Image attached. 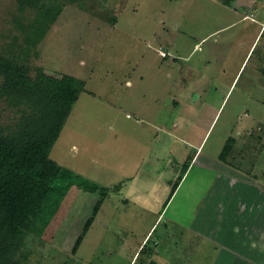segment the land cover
Masks as SVG:
<instances>
[{
    "label": "rangeland",
    "instance_id": "374dc122",
    "mask_svg": "<svg viewBox=\"0 0 264 264\" xmlns=\"http://www.w3.org/2000/svg\"><path fill=\"white\" fill-rule=\"evenodd\" d=\"M225 1L84 0L81 9L69 0H43V6L49 8L55 2L63 10L38 47L39 57L37 51L30 54L33 71L39 68L57 79L69 75L87 83L50 158L111 191L76 255L73 248L101 191L73 186L64 195L50 198L36 226L38 235L32 233L21 250V264H149L150 260L158 264H262L264 224L259 231L233 226L230 232L239 247L230 246L231 238L221 237L230 233L225 229L229 226L226 217L211 209L218 211L221 202L230 220L235 207L241 212L239 219L251 218L264 208V194L254 197L250 190H238L232 202L225 198L226 191L219 194L220 186L213 192L211 186L206 199L197 189V198L192 194L188 199L181 191L164 208L173 187V182L166 181L176 178L182 168L168 165L164 159L169 156L157 148L156 132L149 131L151 124L175 120L178 108L167 98L186 109L187 98L179 95L188 85L191 98H199L200 103L190 104L189 113L200 108L201 115L183 121L178 137L197 139L198 125L213 121L218 112L208 137L210 151L215 152L214 144L223 133L235 137L237 148L243 151L240 154L259 160V178L250 184L264 193V90H260L264 85V0H235L231 6ZM18 15L16 0H0V49L14 36H21L14 22ZM248 51H252L249 56ZM20 118V110L0 94L1 126L15 127ZM178 146L184 158L193 154L188 143ZM154 159L166 175L156 176ZM136 160L138 177L127 180L122 174ZM196 172L191 179L198 178ZM205 177L201 187L209 180ZM137 189L142 193L137 194ZM207 207L211 208L209 227L204 232L190 231L192 215L206 216ZM187 209L192 214L187 215ZM246 235L256 238L248 240ZM145 240L148 247H154V255L139 260Z\"/></svg>",
    "mask_w": 264,
    "mask_h": 264
},
{
    "label": "trees",
    "instance_id": "16d2710c",
    "mask_svg": "<svg viewBox=\"0 0 264 264\" xmlns=\"http://www.w3.org/2000/svg\"><path fill=\"white\" fill-rule=\"evenodd\" d=\"M69 1L84 8V0ZM234 1L225 2L231 6ZM42 2L16 0L19 18L15 17L14 22L21 36H14L0 49V77L3 80L0 94L21 114L15 127L6 128L0 124V264H21V250L28 237L36 233V226L50 198L64 195L73 186H80L86 192L100 189L101 197L73 248L72 253L76 255L111 191L85 180L50 158L52 148L87 83L69 75L57 79L39 68L35 69V76L31 75L35 71L30 64V54L37 51L39 57L38 47L63 10L61 4L49 3L47 8ZM32 12L34 16H23L27 13L33 15ZM261 76L264 78V66ZM261 133L264 135V130ZM237 141L235 137L228 139L220 156L223 161L229 158ZM188 167V164L183 166L173 182L169 200L179 188ZM148 242L141 248L139 260L143 256L145 259L153 257L155 249L148 247ZM260 263L264 264V260ZM149 264L158 262L150 260Z\"/></svg>",
    "mask_w": 264,
    "mask_h": 264
},
{
    "label": "crops",
    "instance_id": "0c3cea01",
    "mask_svg": "<svg viewBox=\"0 0 264 264\" xmlns=\"http://www.w3.org/2000/svg\"><path fill=\"white\" fill-rule=\"evenodd\" d=\"M246 18L250 19L249 16H247ZM262 25L264 26V21L261 23V27H262ZM251 52L252 51H248V56L251 54ZM260 90L261 91L264 90V85L261 86ZM180 92L181 93L179 96H185L187 98V100H186L187 104L185 106L186 109H183V108L181 109V106L178 102H176L173 99L167 98L169 103H173L175 105V108H178V110H177L178 114H175V117H174L175 120H173L172 122H170L169 124H166V125H164V124H161V125L151 124V127H149L150 128L149 131H151L153 134H155V132H156V138L155 139H157V148L164 150L165 155L169 156V157H166L164 159V160L168 161V165L171 164L174 170H176L175 168H182L183 169V166H185L187 164L189 166L184 177H183V180H182L179 188L177 189V191L175 192L173 197L176 194L178 196L181 193V191H184L187 195L186 198L189 199L191 196H193L192 194H194L196 192V189H197L201 194H205L207 196V197H205V199H206V198H208L209 192L211 191L210 190L211 186H212L211 187L212 192L214 191L215 188L217 189L220 186L219 194H226L225 193V191H226L227 194H226L225 198H227V199L231 198L232 202H234V200H233L234 197L232 195H233V193L235 194V192H237L238 190H242V191H244V193H246L247 191L250 190V192L253 194L254 197H256L260 194H264V193H261L258 190V188L255 187V185L250 184L252 182L251 181L252 179L259 178L258 173H257V171L259 170V165H260L259 160L258 161L257 160H251L252 157L243 156L242 154H240V152H243V151H242V149L239 148V146L237 148V144L235 146V149L233 150V152L229 156V158H227V160L223 161L220 158L221 153L225 147V144L227 143L228 139L230 138L226 133H223V134L220 133V135L221 134L222 135L220 136V138H218V140H217L218 142L214 144V146L216 147L215 152L212 153L210 151V148L208 147V142L210 140L208 139V137H209L211 129L213 128L215 120L218 117V112L214 114L215 117H214L213 121H210L209 123L208 122L203 123V124H207L206 126L203 124L198 125L201 128H200V132L198 133L197 139L193 140L192 137H187V138H185V137L179 138L178 137V135H177L178 130L181 129L184 125L183 121L187 120L189 117L196 119L198 117V115H201V109L200 108L198 109V111L195 114L189 113L190 112V106H189L190 104H198V105L200 104L199 98H195V99L191 98L190 87L188 85H186L185 89L181 90ZM215 92H216V95H218L219 89H216ZM196 102H198V103H196ZM222 104H223V102H222ZM157 108L160 109L161 107H157ZM259 116L262 117L261 115H259ZM256 118L257 117H255V119ZM258 120H260V119L258 118ZM203 128H206V130H203ZM201 131H205V132L202 133ZM143 133H147V130L144 129ZM202 134H203V136L200 137ZM149 135L150 134H148V133L144 134V136H146L147 138L149 137ZM153 142L154 141H151L150 144H152ZM179 142L180 143H183V142L188 143L190 146L189 148L193 149V154L189 155L188 158H184L183 157L184 154H182V155L180 154L181 151H180L179 146H178ZM255 149L257 152V148H255ZM178 150H179V152H178ZM204 150H206L205 154L203 153ZM207 151H208V153H207ZM262 151L263 150H261L260 153L258 154L259 156H261V154H263ZM136 162H137V160L133 161L132 164L130 165L131 169L127 170V172L122 174V176L127 178V180H131V179L138 177V173L140 171V165L139 164H141V159L139 160V164H137ZM154 162L155 163L152 165H154L153 170H155L154 172H155L156 176H160L161 174L166 175L165 172L162 171V173H161L157 168V166H158V164H160V162L158 163V161H156L155 159H154ZM195 170L198 171V172H196V175L199 174V176H198V178H194V179L192 178L191 179L190 177L192 176V174ZM180 173L177 174V177L180 175ZM134 176H136V177H134ZM205 176L207 178H209V180H208V182L204 183V185L201 187V183H202L201 178H204ZM176 178H171V179L169 178V180L167 179L166 184H171L172 182H174L176 180ZM154 179L161 181V178H154ZM188 181H190V182H188ZM189 183H191V184H189ZM213 185H214V188H213ZM204 187H206V188H204ZM114 188L116 190L117 185ZM122 189H124V186L122 187ZM141 189H143V188H140L139 190H141ZM145 190H146V192H144V193H148L147 189H145ZM136 193L138 194V193H142V192L138 191V189H137ZM194 197L197 198L199 196H197V194H194ZM218 197H220V195H218ZM172 198H171V200H172ZM169 199H170V197H169ZM171 200L167 201L164 208H166L169 205ZM216 208H218V211H217V209H215V207L212 209L211 208L208 209V207H207V210L204 213V215L206 214V216H203L199 219L197 218V214L194 213L192 215V218H191L193 223L187 228L188 229L190 228L189 229L190 231L194 230L196 233H199V230L201 232H204V230L207 229V226L209 227V225H208L209 220H208L207 215L210 212V209L213 212H215V211L218 212V216H220L219 214L221 212H223L221 214H223L226 217L225 223L229 224V226H225V229L228 230V232L234 231L232 228L233 226L235 228L237 226V228H238V227H240V225H242V227L247 226L246 230H249L251 228L250 230H252V229L256 230L257 229L259 231L261 229L262 225L264 224V208L263 209L260 208L257 211L256 215L254 213L252 214L253 216L250 215L251 218L249 216H247L245 219L240 218L241 221H240L239 216H238L241 214V212L237 213L239 210H237L236 207H235V210H234V208H233V211L230 210L232 213V219L231 220L225 215V211H223V206L221 205V202L217 204ZM249 209L252 211V207ZM164 211H165V209H163V211H161L159 213L158 221L162 218ZM228 211H229V209H228ZM176 214H178V213L175 212L174 215H176ZM186 214L187 215L192 214L191 210L187 209ZM235 214H237V215L234 217ZM258 216H261V219ZM173 219H175V221H176V218L173 217ZM158 221H157V223H158ZM196 221H197L196 226H194V229H192L193 224ZM211 223H213V222L211 221ZM199 224H200V228H199ZM226 230H224V231H226ZM263 230H264V228H263ZM262 232H264V231H262ZM149 235L150 234L148 233V236L146 237V239L149 237ZM221 237H223L224 239L231 238L230 239L231 243L229 245L239 247L238 244L235 242V239H233V234L231 232L229 234L225 233V234L221 235ZM246 237L248 238V240L256 238V237H253V236L250 237L247 235H246ZM246 237H244L243 239H245ZM145 242H146V240L140 246L139 250H141V248L145 245ZM155 246H156V243H155ZM248 246H250V245H248ZM249 254L250 253L247 254L248 257H249ZM247 256H245L246 259H247ZM243 257H244V255H243ZM132 263H133V261H132Z\"/></svg>",
    "mask_w": 264,
    "mask_h": 264
}]
</instances>
